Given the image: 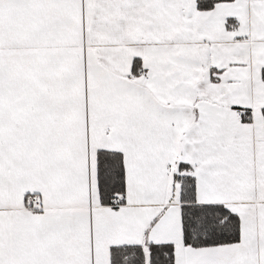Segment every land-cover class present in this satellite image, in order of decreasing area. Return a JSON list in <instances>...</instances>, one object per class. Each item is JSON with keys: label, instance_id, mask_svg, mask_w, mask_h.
Segmentation results:
<instances>
[{"label": "snow or ice", "instance_id": "6c2138e0", "mask_svg": "<svg viewBox=\"0 0 264 264\" xmlns=\"http://www.w3.org/2000/svg\"><path fill=\"white\" fill-rule=\"evenodd\" d=\"M0 264H264V0H0Z\"/></svg>", "mask_w": 264, "mask_h": 264}]
</instances>
